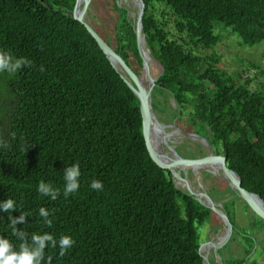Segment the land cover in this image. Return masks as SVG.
Here are the masks:
<instances>
[{"label": "trees", "instance_id": "trees-1", "mask_svg": "<svg viewBox=\"0 0 264 264\" xmlns=\"http://www.w3.org/2000/svg\"><path fill=\"white\" fill-rule=\"evenodd\" d=\"M144 1L143 33L164 66L152 93L154 109L166 113L158 94L173 98L177 107L168 116L188 113L194 132L226 154L242 186L264 199V89L217 67L215 53L199 56L171 37L157 13L169 8L178 32L196 46L216 45L217 24L255 46L264 42V0ZM104 2V30L93 15L92 26L140 75L136 19L117 0ZM75 6L76 0H0V52L28 61L15 73L0 71V200L11 198L17 208L0 211V236L17 250L37 234L72 237L64 255L58 244L46 246L41 264H206L199 227L212 208L150 157L140 100L74 17ZM198 147L202 156L208 153L207 146ZM72 164L80 168L79 188L66 196L64 173ZM93 180L103 189H91ZM41 183L55 199L39 191ZM224 183V191L232 190ZM42 207L47 218L39 215ZM225 210L233 228L242 229L235 212ZM21 213L25 221L15 228L25 241L9 223Z\"/></svg>", "mask_w": 264, "mask_h": 264}, {"label": "rangeland", "instance_id": "rangeland-1", "mask_svg": "<svg viewBox=\"0 0 264 264\" xmlns=\"http://www.w3.org/2000/svg\"><path fill=\"white\" fill-rule=\"evenodd\" d=\"M105 0H94L93 5L89 7L90 18L91 15L96 16L95 23L98 28L103 31L104 18L109 16ZM119 5L127 7L129 10V17L136 19L138 6L135 0H117ZM159 17L165 21L168 25V31L171 37H174L183 42L187 47H191L195 50L199 56H209L213 53L217 55V67L225 70L234 79H239L240 75L244 78H249L252 83V88L264 89V42L255 46H246L241 43L240 37L225 28L222 24L216 25L217 33L220 34V39L213 48H203L194 45V42L190 40L186 35H181L177 28V16L169 9L160 6L157 11ZM92 22V20H91ZM161 70V66L157 62L151 64V73L155 76ZM144 73V72H143ZM159 100L162 102L161 107L165 108L166 113L162 111H156L157 117L160 121L168 124L170 129H181L187 133H195L193 127L189 124V114L186 113L180 119H171L168 116L177 104L173 98L164 99L163 96L158 94ZM170 136V144L173 148L168 147L166 150L173 156L176 153L178 156H183V153L198 152L197 143L201 141L195 138L187 137L183 133H173ZM186 137V138H185ZM206 146V145H205ZM206 148V147H204ZM207 169L214 170L212 167L205 166L193 170L189 166L180 169L181 174L187 177L192 188L196 191H204L217 203L224 212L226 208L231 210V213L235 212V220L240 230H233L229 238L220 247H213L207 242L215 241L221 242L225 235H227L226 225L221 216L216 213H212L207 222L199 227L200 242L204 244L202 252L210 258L211 264H218L222 259H225L223 264H233L231 259L243 258L246 256V250L249 249V244L245 242L244 238H248L251 235H258L257 241H252L254 245L255 255L248 264L252 261H263L264 256V227L261 231L252 229V225L260 224L264 225V221L256 215L250 206H247L245 200L235 191H224L227 186L224 181L225 176L220 170H214V174ZM217 177V180L211 175ZM219 180V181H218ZM227 181V180H226ZM202 186V187H201ZM238 194H236V193ZM224 204L227 206H224ZM216 222L218 226L216 225ZM249 222L250 225H249ZM258 228V227H257ZM225 230V231H224ZM221 232H224L221 234ZM220 235V236H219ZM258 243V246H257ZM263 259V260H262ZM264 264V261L262 262Z\"/></svg>", "mask_w": 264, "mask_h": 264}, {"label": "water", "instance_id": "water-1", "mask_svg": "<svg viewBox=\"0 0 264 264\" xmlns=\"http://www.w3.org/2000/svg\"><path fill=\"white\" fill-rule=\"evenodd\" d=\"M138 6V12L136 16V35H137V44L140 55L143 60V69L140 75H137L132 66L127 62L124 56L118 51L114 46L108 44L102 36H100L93 28L91 18H90V0H82L79 15V0H76V6L74 11L72 12L74 17L79 19L81 22L85 24L89 32L94 36L97 40L100 47L106 53L107 57L111 60L112 64L122 72L125 76L127 83L132 87V89L137 94L140 100V108L142 113V122H143V136L145 140V145L150 157L162 168L168 169L173 173V176L176 178L177 183L181 184L183 187L187 188L192 194H194L199 200H201L206 205L210 206L214 213L221 216L222 220L226 225L227 235L223 237L221 242L210 241L207 242L211 246L220 247L224 244V242L229 238L230 234L233 231V223L231 222L229 216L223 209L214 202V200L209 196L208 193L202 191H196L192 188L190 182L187 177L181 174L180 169L189 166L193 170L196 169V165L200 167H214L218 168L224 176L225 179L229 182L231 188L235 190L250 206L253 212L258 215L260 218L264 220V199L254 192L247 190L242 186L241 177L232 170L227 164V156L223 153H216L214 147L209 142V140L200 134L197 133H187L182 131L181 129H170L168 124L163 123L157 117L156 111L154 109L152 93L154 87L156 85V81L160 77V75L164 72V66L158 59L154 57L152 54L146 36L143 33V15L146 9V3L144 0H135ZM153 62H157L161 66V71L158 75L154 76L151 73V64ZM144 72V73H143ZM153 126L161 127L167 135H171L173 133H183L188 137H192L201 141L203 145L208 147V154L202 157L196 158H187L184 156H176L170 157V160H162L158 158L151 148V143L149 140V130ZM211 173L214 174V170H210ZM203 243L200 245L199 251L202 254L204 261L206 264H211L210 259L207 255L202 252V248L204 246Z\"/></svg>", "mask_w": 264, "mask_h": 264}, {"label": "clouds", "instance_id": "clouds-1", "mask_svg": "<svg viewBox=\"0 0 264 264\" xmlns=\"http://www.w3.org/2000/svg\"><path fill=\"white\" fill-rule=\"evenodd\" d=\"M28 61L22 58L12 59L8 53L0 52V71H6L9 73H15L22 67L26 66ZM81 175L78 164H72L65 168L64 180L65 188L64 194L67 196L70 193L77 191L79 188V177ZM90 188L100 191L103 189L102 182L93 180L90 184ZM39 191L45 195H51L53 199L56 197V192L47 184L41 183L39 185ZM17 210L15 201L11 198L0 200V211L12 212ZM39 215L43 218L49 216V212L45 208L39 209ZM26 214L21 213L18 217L10 216V225L13 226V232L15 235L25 241V234L16 230L15 225L18 223L23 224ZM46 223H51L45 219ZM74 241L71 236L63 235L57 241L51 234H37L31 237V243L26 241L21 243L17 250L12 242L0 236V264H41L44 256V249L46 246L55 247L59 246L60 255H64L65 251L73 245Z\"/></svg>", "mask_w": 264, "mask_h": 264}, {"label": "bare ground", "instance_id": "bare-ground-1", "mask_svg": "<svg viewBox=\"0 0 264 264\" xmlns=\"http://www.w3.org/2000/svg\"><path fill=\"white\" fill-rule=\"evenodd\" d=\"M81 2L82 0H79L78 6H79V15H81L80 12V7H81ZM149 140L151 143V148L153 150V152L155 153V155L162 159V160H170V157H174L176 158L177 154L173 153V156H169L168 153L163 150L160 146L167 148L171 147L173 148V146L170 144L171 140H170V136H168L166 134V132H164V130L159 127V126H153L150 130H149ZM154 142V143H153ZM155 145V146H154ZM199 166L196 165V169H198ZM201 168V167H200ZM214 170H216V168L212 167ZM202 187V186H201ZM225 231V230H224ZM224 232H221V234ZM220 236V235H219ZM220 241V240H219ZM218 242V241H217Z\"/></svg>", "mask_w": 264, "mask_h": 264}, {"label": "flooded vegetation", "instance_id": "flooded-vegetation-1", "mask_svg": "<svg viewBox=\"0 0 264 264\" xmlns=\"http://www.w3.org/2000/svg\"><path fill=\"white\" fill-rule=\"evenodd\" d=\"M196 133V132H195ZM188 137V136H187ZM186 138V137H185ZM192 138V137H191ZM200 144H202L201 142H200ZM203 145V144H202ZM197 146H198V143H197ZM203 146H205V145H203ZM198 150H199V147H198ZM209 152V151H208ZM208 154V153H207ZM206 154V155H207ZM183 156L184 157H187V158H196V157H202V155H201V153H200V151H198V152H191V151H189V152H187V153H183ZM205 156V155H204ZM216 170H218L217 168H216ZM250 223L251 222H249V225H250ZM258 227V228H257ZM264 227V225L262 226V225H258V224H254V225H252V229H256V230H259V231H261L262 230V228ZM257 237H258V235H251V238L247 241L245 238V242H247V244H249V249L250 250H246V256L245 257H243V258H234V259H238V260H244V262H243V264H248V262L249 261H251L252 260V258L254 257V255H255V249H254V245H252V241L254 240V241H257ZM257 246H258V243H257ZM263 256H264V252H263ZM223 260H225V259H222L221 261H223ZM263 260V259H262ZM220 261V262H221ZM264 261V260H263ZM263 261H256V260H254V261H252L251 262V264H262V262Z\"/></svg>", "mask_w": 264, "mask_h": 264}]
</instances>
